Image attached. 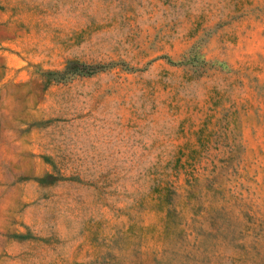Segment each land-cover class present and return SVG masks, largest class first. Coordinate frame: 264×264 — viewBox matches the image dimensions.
I'll return each instance as SVG.
<instances>
[{"label":"rangeland","instance_id":"rangeland-1","mask_svg":"<svg viewBox=\"0 0 264 264\" xmlns=\"http://www.w3.org/2000/svg\"><path fill=\"white\" fill-rule=\"evenodd\" d=\"M0 264H264V0H0Z\"/></svg>","mask_w":264,"mask_h":264}]
</instances>
